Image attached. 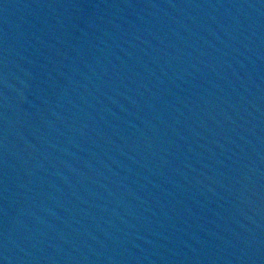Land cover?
<instances>
[{
	"label": "water",
	"instance_id": "obj_1",
	"mask_svg": "<svg viewBox=\"0 0 264 264\" xmlns=\"http://www.w3.org/2000/svg\"><path fill=\"white\" fill-rule=\"evenodd\" d=\"M0 264H264V0H0Z\"/></svg>",
	"mask_w": 264,
	"mask_h": 264
}]
</instances>
